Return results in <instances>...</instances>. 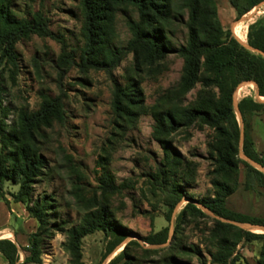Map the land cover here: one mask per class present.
Masks as SVG:
<instances>
[{
  "label": "rangeland",
  "instance_id": "374dc122",
  "mask_svg": "<svg viewBox=\"0 0 264 264\" xmlns=\"http://www.w3.org/2000/svg\"><path fill=\"white\" fill-rule=\"evenodd\" d=\"M214 1L223 28L235 37L236 28L242 25L243 42L246 43L249 25L264 16V3L237 18L228 0ZM12 9L19 18L30 17L41 10L49 28L66 43L69 54L65 66L61 67V41L33 35L16 44L18 68L0 71L1 99L8 111L6 121L9 125L15 123L21 108L31 112L38 110L42 93L56 96L63 92L65 96L66 122L46 129V139L40 140L46 166L32 188L33 199L44 195L50 199L51 222L61 230H52V234L42 236L39 262L30 260V252L26 250L28 241V246L21 248L22 254L18 252L16 264H218L210 255L215 251L212 240L215 219L230 222L202 207L206 215L188 212L182 219L179 214L188 201L198 205L201 199L214 198L220 182L234 191L227 198V207L264 218V187L256 181H248L243 163L237 162V169L233 163L238 158L244 160L241 154H245L246 124L253 148L264 161V110L248 114L244 119L235 109L240 128L239 143L228 134L219 135L200 119L185 120L166 138L172 149L165 150L154 134V110L170 107L188 118L192 107L220 96L219 89H207L201 82L189 90L180 85L184 59L176 51L188 40L189 29L185 25L188 11L184 10L165 32L171 52L164 60L136 66L134 55L127 52L109 73L91 67L85 60L87 39L81 0H13ZM138 18L132 6L116 9L110 31L111 45L117 49L126 47L132 37L128 21ZM114 80L122 87L133 85L135 94L139 95L140 100L135 102L134 108L137 114L132 120L115 114L112 107ZM239 88L242 90L238 91ZM245 97L264 102V96L251 82H242L237 87L233 92V104L234 100L239 103ZM228 158L233 162H228ZM164 181L170 185L181 184L186 191L169 220L166 217L169 211L167 193L161 189ZM18 188V184L5 181L6 198L14 201L12 193ZM102 206L108 210L112 223L128 229L129 233L120 241L107 229L87 234L81 241L82 255L78 262L66 248L68 231L82 223L87 212ZM1 209L3 211L0 206ZM26 226L33 229L29 224ZM165 227H168L167 242L151 244L145 241ZM8 231L0 235H7ZM250 231L264 233L256 229ZM128 243L126 256L112 263ZM262 247L261 238L239 237L227 264H259Z\"/></svg>",
  "mask_w": 264,
  "mask_h": 264
},
{
  "label": "trees",
  "instance_id": "16d2710c",
  "mask_svg": "<svg viewBox=\"0 0 264 264\" xmlns=\"http://www.w3.org/2000/svg\"><path fill=\"white\" fill-rule=\"evenodd\" d=\"M228 1L235 9L237 18H240L264 0ZM81 6L85 19L83 30L87 39L85 60L91 67L103 69L109 73L127 52L134 55L136 66L152 65L164 60L171 52L165 32L172 26V22L178 20L182 12L187 10L188 19L185 25L189 29L188 40L176 51L184 59L180 85L184 90H189L197 82H201L207 89L212 87L219 89L220 96L218 99L206 100L199 106L192 107L188 118L179 115L170 107L154 110L153 116L156 120L154 134L165 150L170 152L172 146L166 138L176 132L185 120L193 122L200 119L204 124L214 128L219 135L228 134L235 143H239L240 128L233 104V92L242 82H254L259 94L264 96V55L248 49L233 36L230 30L223 28L214 0H81ZM122 6L134 7L139 18L128 21L132 37L126 47L117 49L111 45L110 31L115 11ZM12 7L13 0H0V71L18 68L19 55L16 44L21 40L30 39L33 35L60 40L63 50L59 65L65 66L69 58V54L66 53V43L49 28L43 12L37 10L30 17L19 18ZM240 36L244 39L241 31ZM247 43L264 53V16L249 25ZM100 57L102 59H99ZM14 78L15 75H13ZM113 82L112 107L115 114L132 120L137 114L134 108L135 102L138 103L140 100L139 95L135 94L133 85L122 87L116 80ZM241 90L242 88H239L238 91ZM41 98L42 102L38 110L31 112L21 108L15 123L9 125L6 121L8 111L2 105L0 89V199L8 204L4 192L5 181L19 185L17 192L12 193V197L15 202L24 204L38 224L37 231L29 235V246L26 249L30 252V260L35 262L40 260L39 244L42 236L52 234V230H61L57 224L51 222L50 199L46 195L36 199L32 196L35 179L46 166L45 158L40 152V140L46 139V129L53 128L56 123L66 122L63 92L56 96L42 93ZM238 106L244 119L248 114L260 113L264 110V102H258L251 97L241 99ZM217 149L220 151V146H217ZM243 151L245 155L264 166V161L253 148L247 124ZM227 160L233 162L229 158ZM237 162L245 165L248 181H256L264 187L262 171L240 158L233 162L235 169H237ZM217 185L219 189L214 198L201 199L198 203L219 217L264 225L262 217L245 215L227 207V198L234 191L226 184L218 182ZM161 186V189L167 193L169 211L166 217L169 220L172 210L186 195V191L181 184L170 185L164 181ZM188 212L206 215L192 201L184 206L179 217L184 219ZM106 229L119 241L126 238L129 233L128 229L112 223L105 206L87 212L82 223L71 227L68 231L69 239L66 248L73 259L80 262L81 241L87 234ZM230 230L233 232L227 236L226 233ZM239 237L248 240L255 237L262 239L263 247L259 264H264V233L255 234L218 219H215L213 232L215 251L210 253L212 261L227 264ZM167 239L168 227H165L146 237L145 241L161 244L167 242ZM130 243L125 245L121 253L111 261L112 263L126 256ZM0 252L6 257L7 264L18 262V247L13 241L0 239Z\"/></svg>",
  "mask_w": 264,
  "mask_h": 264
},
{
  "label": "crops",
  "instance_id": "0c3cea01",
  "mask_svg": "<svg viewBox=\"0 0 264 264\" xmlns=\"http://www.w3.org/2000/svg\"><path fill=\"white\" fill-rule=\"evenodd\" d=\"M8 200L9 204L0 199V206L3 208V211L2 209L0 211V234L5 230H9L7 235H0V239H11L17 245L19 255H21V248L28 246L27 235L35 231L37 221L35 218L25 215L29 214V212L26 210L23 203L15 202L11 198H8ZM26 224L31 225L33 229H29ZM0 264H7V259L2 252H0Z\"/></svg>",
  "mask_w": 264,
  "mask_h": 264
},
{
  "label": "water",
  "instance_id": "95a60500",
  "mask_svg": "<svg viewBox=\"0 0 264 264\" xmlns=\"http://www.w3.org/2000/svg\"><path fill=\"white\" fill-rule=\"evenodd\" d=\"M264 2H261L258 7L260 5H262ZM233 32H234V26H233ZM235 34V33H234ZM235 37L237 38V36L235 35ZM238 39V38H237ZM244 46H246L248 49L252 50V51H257V52H260L264 55L263 52L253 48L252 46H250L247 42H243L241 41L240 39H238ZM253 84H255L254 82H251ZM256 85V84H255ZM234 108L237 110V112H240V109H239V106H238V103L234 100ZM243 137H244V132H243V128H241V141L243 140ZM241 157L248 161L252 166H254L255 168H257L258 170L262 171L264 173V166L261 165L260 163L254 161L253 159H251L250 157L246 156L245 154H241ZM190 202V201H188ZM194 202V201H193ZM199 207H202V209L206 210V211H209V213H212L214 216L215 214L213 212H211L209 209H207L206 207H204L203 205L201 204H198ZM224 221H227V222H230V223H233L241 228H243L244 230H253V229H261L264 231V225H259V224H253V223H249V222H235V221H232V220H228V219H223Z\"/></svg>",
  "mask_w": 264,
  "mask_h": 264
},
{
  "label": "bare ground",
  "instance_id": "6f19581e",
  "mask_svg": "<svg viewBox=\"0 0 264 264\" xmlns=\"http://www.w3.org/2000/svg\"><path fill=\"white\" fill-rule=\"evenodd\" d=\"M241 26H238L237 28H236V36H237V38L238 39H240L241 41H245L244 39H242L241 38V36H240V31H241V28H240ZM245 29H247V27L245 26ZM253 84V83H252ZM238 93H240V92H238ZM256 231H262L261 229H256Z\"/></svg>",
  "mask_w": 264,
  "mask_h": 264
}]
</instances>
